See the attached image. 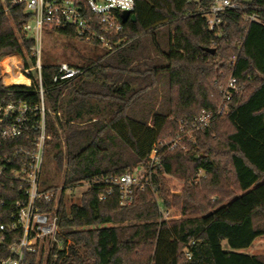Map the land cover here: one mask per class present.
Returning a JSON list of instances; mask_svg holds the SVG:
<instances>
[{
	"label": "trees",
	"instance_id": "obj_1",
	"mask_svg": "<svg viewBox=\"0 0 264 264\" xmlns=\"http://www.w3.org/2000/svg\"><path fill=\"white\" fill-rule=\"evenodd\" d=\"M133 1L134 20L123 23L122 31L110 38V45L125 47L143 36L151 38L156 54L164 63L144 72L150 77L145 87L126 96L130 85L125 81L109 87L107 95L82 93L80 88H75L77 80L59 87L53 82L60 63L40 61L44 119L49 136L53 124L47 116L54 113L59 117L64 110L62 101L66 90L77 96L69 100L72 103H68L65 113L74 111L80 116L84 108L92 107L89 104L92 97L112 99L120 105L86 147L67 156L56 207L57 241L49 243L44 264H264V255L235 252L264 235V26L244 21L240 12L227 10L220 14L218 31L212 32L203 13L210 5L209 0L200 3ZM251 6L264 9V0H252ZM258 14L264 23V10ZM26 19L27 14L21 7L11 8L7 13L0 9V56L15 53L34 62L33 40L20 30ZM161 26L166 27L165 49L155 36V30ZM62 34L100 45L72 30ZM205 49H214V52ZM108 52L100 55L92 51L84 63H64L83 69L80 78L97 79L101 72L111 69L125 71L102 63ZM116 61L125 67L131 57L119 52ZM161 74L167 77V111H156L138 119L130 116V104L142 91L155 87ZM231 77L241 93L229 103L228 113L218 115L216 109ZM37 88L36 82L31 87H3L0 81V105L25 103L31 109L27 118L33 126L7 141L0 149V156L11 157L16 147L33 149L32 141L38 134L36 127L40 120ZM86 97L89 103L85 107ZM202 112L211 114L210 122L191 138L182 139L184 149L159 145V164L150 171L152 188L136 189L130 205L121 206L115 194L99 200L103 186L93 181L123 174L132 170L133 165L85 169L79 177H73L78 162L90 150L97 149L99 131H112L129 147L135 165L147 167L153 147L159 141H172L179 133L180 122L190 123ZM68 121H74V117ZM57 122L60 127L61 120ZM53 131V135L58 134ZM166 176L183 182L180 194L170 191ZM83 182L89 186L79 202L67 203L65 192L73 191ZM47 184L43 179L46 190L57 189ZM25 190L18 183L0 187V200L4 201L0 205V223L12 222L15 201L26 199ZM44 207L52 208L53 201L41 209ZM170 208L180 216L162 219L160 210ZM19 235L18 229L3 233L0 260L9 254L10 244ZM223 242L228 250L223 249ZM42 258L41 253L32 255L30 264H41Z\"/></svg>",
	"mask_w": 264,
	"mask_h": 264
},
{
	"label": "built area",
	"instance_id": "obj_2",
	"mask_svg": "<svg viewBox=\"0 0 264 264\" xmlns=\"http://www.w3.org/2000/svg\"><path fill=\"white\" fill-rule=\"evenodd\" d=\"M200 3L203 0H188ZM209 7L203 12L206 25L212 32L218 31L220 14L227 10L240 12L244 21H250L264 26L258 12L262 8L253 7L251 3L243 0H209ZM14 7H21L27 14L26 21L20 26L21 32L33 40L31 55L34 62L27 56L21 57L15 53H7L0 56V81L3 87L12 85H24L31 87L37 83L40 97V120L38 122V134L32 141L33 149L16 147L11 157L0 156V187L13 185L14 183L25 186V200L15 201V212L11 215L12 222L0 223V243L3 241V233L20 230V235L9 246V254L0 260V264H30L29 257L44 254L48 250L51 241H57L58 232L56 207L59 201L60 190H46L43 186L42 173L45 162V145L49 139V133L44 119L43 89L41 86L40 53L42 36L44 33H62L74 31L81 37L96 40L113 54L124 45L112 48L110 38L117 35L123 29L121 14L127 11L130 15L134 9V1L130 0H0V9L7 13ZM25 59V60H24ZM8 72L14 76L22 75L29 80V84H6L4 79ZM84 70L60 63L53 77L57 86L69 84L81 77ZM241 89L234 78H229L223 91V98L216 109V114H226L230 110L229 103L235 96H239ZM36 107L34 109H37ZM29 109L25 103H7L0 105V149L4 144L22 135L23 131L33 128L29 124ZM211 114L202 112L190 123H179V133L170 142L159 141L152 149L147 167L139 166L137 169L126 171L120 175L96 178L94 184H102L103 190L98 194L99 200H105L107 196L115 194L121 206L132 203L134 191H143L152 188L150 177L151 168L159 164L158 147L165 146L172 149L181 144L183 138H191L195 131L208 125ZM15 165V166H13ZM85 184V189L89 184ZM58 191V193H57ZM53 201V207L47 206ZM4 204L0 200V205ZM161 217L164 220L173 216L170 210L161 209Z\"/></svg>",
	"mask_w": 264,
	"mask_h": 264
},
{
	"label": "rangeland",
	"instance_id": "obj_3",
	"mask_svg": "<svg viewBox=\"0 0 264 264\" xmlns=\"http://www.w3.org/2000/svg\"><path fill=\"white\" fill-rule=\"evenodd\" d=\"M156 40L161 48L165 49L167 46L166 27L161 26L155 30ZM131 47V48H130ZM95 51L97 54L102 55L107 51L102 45H95L84 40H80L75 37H71L62 33H44L42 36V45L40 53V61L45 63H62V62H75L84 63L87 57ZM127 54L131 57V63H128L125 67L123 64L115 62L117 53ZM115 56V57H114ZM103 64L111 65L112 67H119L129 69L132 73L125 71H115L128 83H130V90L126 94L129 96L132 92L145 87L150 83V77L147 73H144L148 68L153 65H161L164 60L156 54L154 47L151 43L149 36H143L139 41H134L133 44L126 45L125 47L114 52L111 56L103 58L101 60ZM136 71L139 72L135 73ZM124 75V76H123ZM115 76L110 77L108 80L113 83ZM167 77L165 74H161L157 77L156 86L144 90L137 96L130 104L129 115L133 118H145L153 112L165 113L168 109L167 103ZM75 88H79L76 86ZM82 90V89H81ZM87 90L99 91L102 94L107 92L105 87L99 88L96 82L90 84ZM101 99V100H100ZM99 100L97 97H92L90 101L85 100L84 106L87 102L92 106L91 108H84L80 113V116H76L74 111H67L64 109L60 112L59 117L54 113H50L47 118L51 122L50 128L51 134L49 136V145L45 154V162L42 173V180L46 179L47 185L56 186L60 190L62 178L66 171V159L68 155H74L81 151L97 134V131L102 127L104 122H107L119 108V104L112 102L111 100ZM74 117V121H68V118ZM95 118L96 121H93ZM57 119L61 120V126H58ZM57 131V135H53L54 129ZM99 138L97 139V149L90 150L85 156L78 162V169L73 177H79L81 172L85 169L103 170L105 168H111L114 166H123L125 164L133 165V169H137L139 166L135 165V158L131 153L129 147L123 142L122 139L117 137L112 131L105 130L99 131ZM99 149V151H98ZM72 175V173H71ZM169 180L170 191L175 194H180V189L183 182L171 177L166 176ZM85 190V184L76 186L73 191L65 192V199L67 203H78L82 192ZM58 193V191H57ZM170 214L173 217H179V213L170 208ZM222 247L228 250L226 242L222 243ZM237 253L246 255H264V235L257 237L253 243L244 249L236 250ZM45 254L41 264L45 263Z\"/></svg>",
	"mask_w": 264,
	"mask_h": 264
},
{
	"label": "crops",
	"instance_id": "obj_4",
	"mask_svg": "<svg viewBox=\"0 0 264 264\" xmlns=\"http://www.w3.org/2000/svg\"><path fill=\"white\" fill-rule=\"evenodd\" d=\"M111 55H109V56H111ZM106 57H108V56H106ZM131 61H132V59H131ZM131 61H130V63H131ZM115 71H116V74H117V70H115V69L103 71V72H101L99 74V76L97 77V79H95L94 77H82V78L79 77V78L75 79V80H77L76 83H75V86H78L80 89H82L81 90L82 93H84V92H94V93H98L100 95H107V92H105L104 94H102L99 91H90V90H87V89L89 88L90 84H93L94 82H96L97 86H99L100 89L103 88V87H105V89L107 91H109L108 90L109 87L119 86L121 83H123V82H125L127 80V79L124 80L123 79L124 77L123 78L121 77L122 75L120 76L118 74V76H117L115 74ZM125 72L132 73L133 74V72L132 71H129V69H125ZM112 76H115V78H117V80L116 81L113 80L114 82L113 83H110L108 79L110 77H112ZM126 82H128V81H126ZM129 85H130V83H129ZM74 96H77L76 94H74V92L73 93H68V90L65 91V95L63 97L64 99L62 101V108L63 109H67L68 103L71 105L72 102L70 103L69 100L70 99L72 100L74 98ZM86 99H88V97H86ZM97 99L99 100L100 98H97ZM103 99L104 100H111L112 102H114L112 99L102 98V100ZM93 121H96L95 118H93Z\"/></svg>",
	"mask_w": 264,
	"mask_h": 264
},
{
	"label": "bare ground",
	"instance_id": "obj_5",
	"mask_svg": "<svg viewBox=\"0 0 264 264\" xmlns=\"http://www.w3.org/2000/svg\"><path fill=\"white\" fill-rule=\"evenodd\" d=\"M4 82L6 84H11V83H23V84H27V85L29 84L28 79H26L22 75L14 76V74L12 72H8V77L4 79Z\"/></svg>",
	"mask_w": 264,
	"mask_h": 264
},
{
	"label": "water",
	"instance_id": "obj_6",
	"mask_svg": "<svg viewBox=\"0 0 264 264\" xmlns=\"http://www.w3.org/2000/svg\"><path fill=\"white\" fill-rule=\"evenodd\" d=\"M243 1H244L245 3H252V0H243ZM128 19L134 20V16H133V15H130L127 11H124V12L121 14V21L124 23V22H126ZM205 51L213 53V52H214V49H205Z\"/></svg>",
	"mask_w": 264,
	"mask_h": 264
},
{
	"label": "clouds",
	"instance_id": "obj_7",
	"mask_svg": "<svg viewBox=\"0 0 264 264\" xmlns=\"http://www.w3.org/2000/svg\"><path fill=\"white\" fill-rule=\"evenodd\" d=\"M129 6H130V0H129Z\"/></svg>",
	"mask_w": 264,
	"mask_h": 264
}]
</instances>
